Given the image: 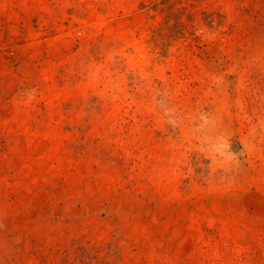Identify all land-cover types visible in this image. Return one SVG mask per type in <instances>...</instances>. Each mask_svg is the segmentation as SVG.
Returning <instances> with one entry per match:
<instances>
[{
    "label": "rangeland",
    "instance_id": "1",
    "mask_svg": "<svg viewBox=\"0 0 264 264\" xmlns=\"http://www.w3.org/2000/svg\"><path fill=\"white\" fill-rule=\"evenodd\" d=\"M0 264H264V0H0Z\"/></svg>",
    "mask_w": 264,
    "mask_h": 264
}]
</instances>
